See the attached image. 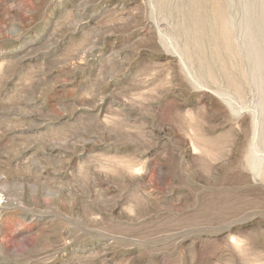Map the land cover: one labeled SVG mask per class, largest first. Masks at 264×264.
Masks as SVG:
<instances>
[{"label":"rangeland","instance_id":"374dc122","mask_svg":"<svg viewBox=\"0 0 264 264\" xmlns=\"http://www.w3.org/2000/svg\"><path fill=\"white\" fill-rule=\"evenodd\" d=\"M0 264H264V0H0Z\"/></svg>","mask_w":264,"mask_h":264}]
</instances>
